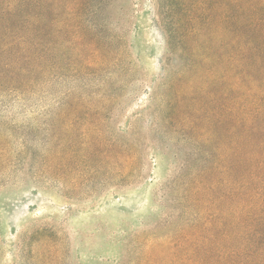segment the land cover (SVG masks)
I'll list each match as a JSON object with an SVG mask.
<instances>
[{
    "label": "rangeland",
    "instance_id": "374dc122",
    "mask_svg": "<svg viewBox=\"0 0 264 264\" xmlns=\"http://www.w3.org/2000/svg\"><path fill=\"white\" fill-rule=\"evenodd\" d=\"M45 2L66 29L45 75L0 77V264L182 263L206 242L182 175L225 148L222 44L245 0ZM186 42L221 61L179 80Z\"/></svg>",
    "mask_w": 264,
    "mask_h": 264
},
{
    "label": "trees",
    "instance_id": "16d2710c",
    "mask_svg": "<svg viewBox=\"0 0 264 264\" xmlns=\"http://www.w3.org/2000/svg\"><path fill=\"white\" fill-rule=\"evenodd\" d=\"M45 3L0 0V77L22 88L33 86L35 74L45 75L49 38L59 43L66 33L61 6ZM243 12L252 21L245 22L242 38L222 44L224 61L213 44H183L190 59L179 80L185 70L197 73L208 62L230 66L223 153L182 175L185 199L203 207L191 231L206 242L200 245L199 238L178 264H264V0H245ZM62 53L58 46L57 67Z\"/></svg>",
    "mask_w": 264,
    "mask_h": 264
}]
</instances>
